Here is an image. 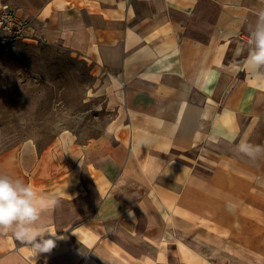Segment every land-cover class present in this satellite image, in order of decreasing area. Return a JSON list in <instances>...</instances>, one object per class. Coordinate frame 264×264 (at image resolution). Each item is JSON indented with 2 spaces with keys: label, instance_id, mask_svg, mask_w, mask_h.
Returning <instances> with one entry per match:
<instances>
[{
  "label": "crops",
  "instance_id": "obj_1",
  "mask_svg": "<svg viewBox=\"0 0 264 264\" xmlns=\"http://www.w3.org/2000/svg\"><path fill=\"white\" fill-rule=\"evenodd\" d=\"M5 2L103 70L110 118L0 156L54 201L55 234L35 256L0 234V264H264V82L246 66L264 0Z\"/></svg>",
  "mask_w": 264,
  "mask_h": 264
},
{
  "label": "rangeland",
  "instance_id": "obj_2",
  "mask_svg": "<svg viewBox=\"0 0 264 264\" xmlns=\"http://www.w3.org/2000/svg\"><path fill=\"white\" fill-rule=\"evenodd\" d=\"M102 73L62 43L1 38L0 156L28 140L102 134L110 118Z\"/></svg>",
  "mask_w": 264,
  "mask_h": 264
},
{
  "label": "clouds",
  "instance_id": "obj_3",
  "mask_svg": "<svg viewBox=\"0 0 264 264\" xmlns=\"http://www.w3.org/2000/svg\"><path fill=\"white\" fill-rule=\"evenodd\" d=\"M248 44L246 66L264 82V14L251 32ZM49 202L54 201H46L21 179L0 173V234L11 232L21 244L31 246L34 256L49 252L55 246L51 238L55 234L41 220Z\"/></svg>",
  "mask_w": 264,
  "mask_h": 264
},
{
  "label": "built area",
  "instance_id": "obj_4",
  "mask_svg": "<svg viewBox=\"0 0 264 264\" xmlns=\"http://www.w3.org/2000/svg\"><path fill=\"white\" fill-rule=\"evenodd\" d=\"M32 22L17 14L8 3L0 6V33L6 38H31Z\"/></svg>",
  "mask_w": 264,
  "mask_h": 264
},
{
  "label": "bare ground",
  "instance_id": "obj_5",
  "mask_svg": "<svg viewBox=\"0 0 264 264\" xmlns=\"http://www.w3.org/2000/svg\"><path fill=\"white\" fill-rule=\"evenodd\" d=\"M5 3H8V2H5ZM2 4H4V3H2ZM2 4H1V5H2ZM8 4H10V3H8ZM1 5H0V6H1ZM10 5H11V4H10ZM11 6H13V5H11ZM13 7H14V6H13ZM14 8H15V7H14ZM15 10H16V12H17V14H18L19 16L24 17V16H22V15H20V14L18 13V11H17L16 8H15ZM24 18H28V19H30L31 22H32L31 38H29V39L39 40L40 38H39V36L36 34V27H35V25H34L33 20H32L31 18H29V17H24ZM1 38H4L5 40H9V39H26V38H6V36H5L4 34L0 33V39H1Z\"/></svg>",
  "mask_w": 264,
  "mask_h": 264
}]
</instances>
